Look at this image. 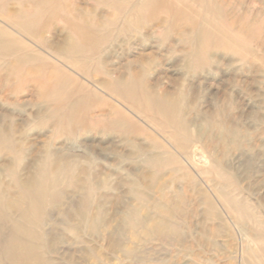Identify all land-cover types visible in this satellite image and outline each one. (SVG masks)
Segmentation results:
<instances>
[{
	"label": "rangeland",
	"instance_id": "rangeland-1",
	"mask_svg": "<svg viewBox=\"0 0 264 264\" xmlns=\"http://www.w3.org/2000/svg\"><path fill=\"white\" fill-rule=\"evenodd\" d=\"M0 264H264V0H0Z\"/></svg>",
	"mask_w": 264,
	"mask_h": 264
},
{
	"label": "bare ground",
	"instance_id": "bare-ground-1",
	"mask_svg": "<svg viewBox=\"0 0 264 264\" xmlns=\"http://www.w3.org/2000/svg\"><path fill=\"white\" fill-rule=\"evenodd\" d=\"M30 2H31V1H30ZM46 4H47V3H46ZM46 4H45V6H46ZM35 5H37V4H35ZM43 5H44V4H43ZM40 8H41V7H40ZM40 8H39V9H40ZM40 10H41V9H40ZM40 10H39V11H40ZM42 11H43V10H42ZM32 27H33V26H32ZM13 32H14V31H13ZM77 53H78V52H77ZM78 54H79V53H78ZM24 55H25V54H24ZM81 55H82V54H81ZM19 58H20V57H19ZM69 59H70V57H69ZM69 59H68V60H69ZM14 60H15V59H14ZM13 63H14V62H13ZM19 63H20V62H19ZM71 64H72V63H71ZM71 64H70V65H71ZM75 65H76V64H75ZM75 65H74V66H75ZM46 67H47V65H46ZM78 67H79V66H78ZM80 68H82V67H80ZM76 69H77V68H76ZM83 70H84V69H83ZM30 73H31V72H30ZM59 81H62V79L59 80ZM58 85H61L60 82H59ZM62 85H63V84H62Z\"/></svg>",
	"mask_w": 264,
	"mask_h": 264
}]
</instances>
